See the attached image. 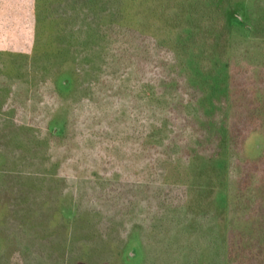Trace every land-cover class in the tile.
<instances>
[{
  "label": "trees",
  "instance_id": "trees-1",
  "mask_svg": "<svg viewBox=\"0 0 264 264\" xmlns=\"http://www.w3.org/2000/svg\"><path fill=\"white\" fill-rule=\"evenodd\" d=\"M226 1L129 0L135 14L126 11L99 22L98 71L78 97L81 74L73 61L78 47L68 29L77 18L56 13L65 0H0L4 102L18 91V97L36 96L40 107L24 122L25 111L11 104L9 129L17 126L20 140L31 129L44 137V143L30 144L43 149L40 162L55 180L65 178L55 207L46 216L39 214L45 216L46 231L63 235L61 245L50 249L59 264H69L63 262L69 257L65 252L75 257L71 264H117L121 251H114L112 235L117 230L123 237L133 216L144 223L171 206L211 210L214 191L229 183L231 198L220 216L230 226L225 237L229 263L264 264V153L247 163L240 147L248 132L264 130V64L241 68L247 57L241 46L257 36L251 34L248 41L231 30L229 15L221 13ZM234 49L243 80L227 75ZM65 63L71 64L68 83L61 80ZM254 70L260 79H246ZM145 88L150 94L146 103L157 101L158 113L170 122L161 145L149 134L150 112L137 97ZM128 94V104H118ZM56 122L57 133L50 128ZM179 163L185 174L178 172ZM14 178L5 180L16 189ZM79 178L86 186L77 201ZM65 202L73 206L71 217L61 213ZM232 208L236 214L227 220ZM10 214L9 204L0 201V227ZM2 233L0 256L8 264H26L22 254L8 251L11 234ZM99 248L109 251L108 258L89 260Z\"/></svg>",
  "mask_w": 264,
  "mask_h": 264
},
{
  "label": "rangeland",
  "instance_id": "rangeland-1",
  "mask_svg": "<svg viewBox=\"0 0 264 264\" xmlns=\"http://www.w3.org/2000/svg\"><path fill=\"white\" fill-rule=\"evenodd\" d=\"M96 1L65 0L64 4L56 9L58 15H73L77 18L74 20L75 23H72L68 28L70 37L74 36L71 41L78 47L73 53V61L77 62L78 72L81 74L77 96L86 92L91 78L98 71L100 61L98 50L101 46L99 22L107 23L113 17L124 16L126 11L129 13L128 15H132L136 11L131 9L132 5L129 0ZM221 13L229 15L230 27L234 33L247 37L248 41L251 34L257 36V40L253 39L241 46L244 49L248 48L247 51L242 49L247 57L241 68L248 66V64L260 65L261 62L264 64V0H227L222 6ZM149 14H151V10L146 12V15ZM259 45L261 47H258ZM258 48L262 50H257ZM257 52H259L258 56H254ZM231 54L234 60L231 58L226 70L227 75L230 78L235 77L243 80L244 76L239 72L240 66L236 65L237 62H235L237 59L235 49L232 50ZM52 61L55 64L60 62L59 59H53ZM65 64L61 80L68 83L71 64ZM256 73L257 71L254 70L253 73L246 74L245 78L260 79V76H257ZM2 82L3 79L0 78V201L9 204L11 214L6 224L0 227V231L3 232V236L11 234L12 243L8 251L12 250L15 253L22 254L24 263L59 264L60 260L50 249L52 246L61 245L63 235L50 234L42 223L45 214L51 212L55 207L59 196L58 190L64 185L65 178L60 177L55 180L48 166L40 162L43 157V149L30 144V140H40L39 142L44 143V137L39 134L36 136L33 133L34 131L28 127L30 132H26V135L20 140L18 127L9 129L13 122L11 120V109L9 108L11 104L21 106L25 111L22 112L21 117L26 122L28 118H34L35 113L40 110L36 96L25 94L23 97H18V91H15L11 98L4 102L6 90L2 87ZM71 87L73 86L71 85ZM107 89L105 87L101 91L105 93L104 90ZM136 91L133 93L135 94ZM129 96V94L126 96V100L119 97L118 104L127 105ZM149 96L147 88L137 95L138 98L143 100L140 105L146 104L148 106L147 112H150V114L148 113L149 120L145 122L146 126L150 127L149 134L154 141L161 145L168 136L170 122L162 117L159 114L160 112L158 113L160 108L157 101L150 100L146 103ZM14 97H17V100H14ZM26 113L28 115L25 116ZM42 116L43 112L36 118L39 119ZM50 128L57 133L60 124L58 122L52 123ZM8 134L16 137H6ZM21 142L25 143L24 146ZM240 147L242 159L245 162L256 161L264 153V130L258 128L248 132ZM230 152L234 154L232 150ZM171 162L165 165L169 172L172 171L170 168ZM175 162L177 160H174L172 164H175ZM179 165L182 168L179 166L178 172L183 174V165L181 163ZM7 175L16 176L15 180L11 181V183L16 184V189L8 186L9 183L5 180ZM229 176L231 180L233 178L232 174ZM85 186L82 178L76 179L74 192L77 201L82 199ZM229 186L214 191L213 208L211 210L192 212L184 206H171L165 208L155 219H148L149 222L145 221L144 223L133 216L123 237H119L117 230L112 235L114 237L111 240H116L113 247L114 251H121L117 264H230L226 255L225 239L226 228L230 226L220 222L223 220L220 218L221 212L225 210L226 203L231 198V183H229ZM61 209L64 218L71 217L75 213L73 206L66 202L63 203ZM40 213L45 216L41 218ZM235 214L234 208L228 210L227 220ZM246 224L247 222H244V225ZM77 234L81 235L80 231H77ZM43 235L49 238L44 239ZM70 235L72 239L74 228ZM99 241L98 244L103 246L102 240ZM64 254L69 257L63 262L69 264L74 262L75 257L70 252ZM108 255L109 251L106 252L103 248H99L91 253L92 258H89V260H103L108 258ZM0 264H8L4 256H0Z\"/></svg>",
  "mask_w": 264,
  "mask_h": 264
}]
</instances>
